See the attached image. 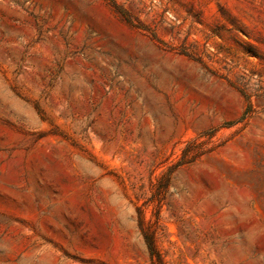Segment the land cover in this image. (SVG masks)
Instances as JSON below:
<instances>
[{"label": "rangeland", "instance_id": "374dc122", "mask_svg": "<svg viewBox=\"0 0 264 264\" xmlns=\"http://www.w3.org/2000/svg\"><path fill=\"white\" fill-rule=\"evenodd\" d=\"M264 264V0H0V264Z\"/></svg>", "mask_w": 264, "mask_h": 264}, {"label": "trees", "instance_id": "16d2710c", "mask_svg": "<svg viewBox=\"0 0 264 264\" xmlns=\"http://www.w3.org/2000/svg\"><path fill=\"white\" fill-rule=\"evenodd\" d=\"M141 230H142L143 238H144V241L146 243V246L148 248L150 255L152 256V258L156 259L157 264H162L160 256L156 250L155 240H154L152 232L149 230V228L142 227Z\"/></svg>", "mask_w": 264, "mask_h": 264}]
</instances>
